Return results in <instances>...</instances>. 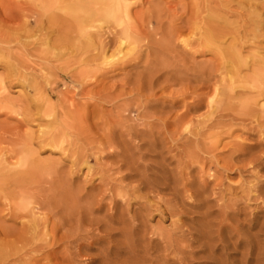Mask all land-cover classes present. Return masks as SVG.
Here are the masks:
<instances>
[{
    "label": "rangeland",
    "instance_id": "374dc122",
    "mask_svg": "<svg viewBox=\"0 0 264 264\" xmlns=\"http://www.w3.org/2000/svg\"><path fill=\"white\" fill-rule=\"evenodd\" d=\"M56 1L0 0V35L3 34L0 38L11 36L10 39L6 37L8 41L4 39L6 43L0 41L1 52L4 53L0 58V79L7 90L3 99H10L12 104L11 110L0 108V188L2 187L0 196L5 197V199L0 197V244L4 240L3 244L9 242L7 247L10 245L22 246V249L25 247L26 251L21 249L23 252L19 250L17 254L29 256L27 249L29 246L26 248L25 244L29 233L25 223L27 225V210L30 207L24 212L14 210L15 217L8 209L12 200L17 201L14 190L16 191L19 186L24 192H28L26 195L30 194L32 197L26 198L33 201V211L41 216H48L49 221L58 219L46 204L47 200L53 199L58 188L62 193L66 190L63 194L67 193L68 188H72L74 191L76 189V192L79 191V194L92 196L104 191L105 202L99 211L94 213V217L101 218L104 213L114 211L118 215L124 214L123 219L126 222L124 225L117 221L109 222L110 226L114 224L111 226L109 238L111 240L109 244L114 249L112 248L108 256L112 264H161V261L153 262L148 255L142 253L143 248L149 243L148 237L153 239L151 245L159 247L161 238L158 239L156 233L163 230L174 232L179 230L177 234L182 229L185 233L195 232L194 228H198L199 213L202 211L197 207H181L180 204L178 212L180 214L171 217L167 213L159 212L164 208L162 199L171 198L173 186L181 190L185 182H197L201 169L203 171L208 169L211 174L214 173V180L211 179L212 183L208 186L207 193L211 209H217L215 205L217 202L220 203L217 198L221 194L224 199L243 195L241 185L245 188L247 182L249 185L251 182V185L255 183L250 176L252 174H248L247 171L252 166L250 159L253 156H264V126H258L256 119L247 117L235 105L230 110L235 119L229 124L226 123L227 127L230 126L229 130L224 126L223 129H217L211 134L216 140L213 136L205 139L206 133L191 135L183 130L184 123L188 120L194 121L207 112L205 101L212 91L210 88L212 80H209V77L225 71L223 58L218 51L201 43V46H198L197 43L199 33L204 31L202 28L205 22L207 23L204 0H128L132 3L129 7L128 22L137 39L130 46L133 50L129 53L126 46L122 48V51L126 52L123 57L121 54L112 57V54H116L118 42L113 44L108 34L113 33L115 29L119 30L114 22L102 20L88 23L92 24L89 25L90 28L86 27L89 32H98L102 36L100 40L105 44L103 52L100 49L95 50L85 44L84 37L76 30L75 22L70 15L60 8H52L51 5ZM226 1L229 10L234 12V14L221 12L222 16L232 23L231 28H227L241 31L240 35L246 32L245 40L248 42L242 45L241 55L249 62H252L253 56L261 59L253 66L255 68L243 70L244 72H241L243 77L251 75L259 68H263L264 72V0H249L256 3L257 10L259 7L256 11L262 19L260 30L256 32L247 25L245 28L241 27V19L244 16L239 17L235 14L237 12L244 14L248 7L239 8L236 3L240 0ZM6 9L10 11L7 12ZM9 12H13L14 18L7 14ZM52 13L56 17L54 15L50 18L53 16L50 15ZM81 14L84 15V12ZM214 25L220 27L223 23L216 22ZM151 30L152 33H149ZM253 33L255 35L257 33V37H254ZM180 35L186 40L189 37L187 42H191L190 46L183 45L185 39ZM220 41L221 49L236 42L230 32ZM111 58L112 61L106 63ZM5 61H11L17 72L26 80L17 74L9 73ZM203 65L206 66L202 67ZM163 70L168 72L167 75ZM154 71H159L160 74L156 73L158 77L149 82L148 75L151 76L150 72ZM227 78H230L229 74ZM199 99V104L193 106ZM183 104H188L192 108ZM179 114L182 115L180 124L176 122V115ZM41 131L47 135L50 131L53 136L62 134L61 138L65 140L63 139L60 145L68 151L65 152L64 149L62 152V149L42 140ZM71 149L75 151H72L73 155ZM28 150L33 153L29 155ZM20 157L22 163L13 166L12 163L15 164ZM52 162L56 166L54 171L49 173L43 166ZM6 166L10 168L7 169ZM111 185L125 188L129 186L130 196L128 197L124 189L119 190L121 194L126 193V198L117 197L116 204H112L105 188ZM211 188L215 191L213 194ZM10 190L13 193L11 191L12 194L9 195ZM177 199L193 203L183 196V193L178 195ZM177 202L178 205L180 202ZM108 207L111 209H107ZM231 208L237 212L235 217L240 223L238 231L242 233V238L246 239L248 236L252 239L250 256H244L246 246L240 238L236 248H231L236 240L234 235L227 242L231 248L227 251L221 249L218 242L215 243L217 247L212 252L208 249L203 251V247L199 248L197 241L192 242L187 248H184L186 244L181 242L179 246L181 245L184 255L169 253L168 261L166 263L164 261L163 264H264L262 199L254 200L252 196L251 199L238 198L235 206ZM21 215L25 216L22 218L24 220L19 217ZM133 219L134 224L141 226L136 230L139 236L134 238V230L133 235L128 233L130 236L127 235V241L122 235V226L128 228ZM173 222L175 223L172 224ZM65 228H58L54 232V237L56 239L60 237V242L53 246L54 254L58 257L54 260L53 254H49L50 262L100 264L101 255L97 248L108 246L106 241H100L92 245L91 249L83 250V254L73 257L74 260L67 259L69 256L67 253L73 251L74 244L69 245L67 252V246L62 244L65 239L61 238L67 232V226ZM129 228L132 230V227ZM17 243L20 245H16ZM43 250L46 251V248ZM38 252L31 256H36V264H44L43 257L46 252L42 254ZM149 252L151 253V250ZM60 254H63L62 259ZM88 258H92L93 261H89Z\"/></svg>",
    "mask_w": 264,
    "mask_h": 264
},
{
    "label": "bare ground",
    "instance_id": "6f19581e",
    "mask_svg": "<svg viewBox=\"0 0 264 264\" xmlns=\"http://www.w3.org/2000/svg\"><path fill=\"white\" fill-rule=\"evenodd\" d=\"M204 1H205L204 7L206 10L205 11L206 12L205 17H206L207 23L205 22L204 28H202V31L203 30L204 31L199 33L200 35L197 39L198 40L197 43H199L198 46L203 45V46H206L208 48H211L213 50L218 51V53L223 58L225 71H221L219 74H217L215 76L211 75L209 77V80H212L210 82V84H211L210 88L212 91H211V94L207 96V99L205 101V107L207 108V112H206V114L204 113L205 114L204 116L197 118L194 121L188 120L186 123H184L183 130L187 131L188 134H191V135H195V134L203 135L204 133H206L207 138H205V139H210V137H212V136L215 139V136L211 135V134H213V132L216 131L217 129H221L224 126L227 127V124H229L230 121H233L235 119L231 113L232 111L230 112V110H232L233 106H235V105H237V107L240 108L241 112H243L245 115H247V117L249 116L252 119H256L258 126L263 127L264 126V72L262 71L263 68L262 69L259 68L258 70L254 71L251 75L249 74V76L247 75V76L243 77V75H242V73L244 72L243 70L249 69L250 67H253V66H256V64H258V62L261 59H259V57H257V56L256 57L253 56L255 60L253 59L252 62H249L246 60V57H243L241 55L242 51L240 49H241V47H243L242 45L244 43L248 42L247 40H245L246 39V32H243L240 35L241 31H238V30L234 31V30L228 29V28H231L230 26L232 25V23L230 21L228 22V20L225 19L221 14V12L225 13V14L228 12L234 14V12L229 10L228 1H226V0H204ZM105 4L106 5L108 4V5L104 8L103 5H105ZM131 4L132 3L128 2V0H57L56 2H53V4L51 6H52V8L53 7L54 8H60L66 14L70 15L75 22L76 30L79 32V34L82 37H84L85 44L87 46H92L95 50L100 49L101 52H103V49L105 50V48H104L105 44H103L102 41L100 40V38L102 36L98 32H95V31H94V33L89 32L88 28H86V27L90 25V24L88 25V23L95 22V21H102L103 20V22L104 21L114 22L116 24L115 26L119 27V30L115 29V31L113 33L108 34V37H109L110 41L113 42V44L118 42V45L116 48V54L115 53L112 54V57H116L117 54H121V57H123L126 52L124 53V51H122V48L126 46L128 48L127 52L129 53L130 51L133 50V47H130V46H132V44H134L136 39H137V37H135L133 35V32L130 28V23L128 22L130 19L129 7ZM202 4H201V6H202ZM96 5H97V8H96ZM188 5H189V3H188ZM236 5L239 8L244 7V6H247L249 8V9L247 8V11H245L244 14H242L243 12L235 13L239 17L244 16V18L241 19L242 23L240 24V26L245 28L247 25L248 27L251 28L252 31H254V32L259 31L260 30L259 26L262 23V19H261L260 14L257 12L259 10V7L257 10L256 9L257 8L256 3H251L249 0H245V1L240 0V1H237ZM192 6H190V7H192ZM43 7H45V5H43ZM8 10L9 9H6L7 12H8ZM193 10H191V11H193ZM82 12H84V15L81 14ZM7 14L11 15V18L14 15L13 12L12 13L9 12ZM50 15H53L52 17L50 16V18H53L55 14L52 13ZM14 16H13V18H14ZM55 17H56V15H55ZM157 17H159V16L157 15ZM154 19H155V17H154ZM202 19H203V17H202ZM61 21H63V20H61ZM155 21H156V19H155ZM216 22L223 23V26L219 27L217 25H214V23H216ZM211 23H213V25ZM90 26H89V28H90ZM93 28H94V26H93ZM152 31L153 30H151V32H149V33H152ZM155 31H156V29H155ZM229 32L233 34L234 40H236V42L232 43L231 45L227 46L224 49H221V46H219V44L221 42L220 40L223 38V36H225ZM234 32L236 33V35H234L235 34ZM153 33H155V32H153ZM166 34H167V32H166ZM2 35H0V36H2ZM170 35H172V33ZM257 35H258L257 33H256V35H255V33H253L254 37H257ZM154 36H156V35L154 34ZM163 36H162V39H163ZM6 37L8 39L11 38V36L9 37V35H6ZM149 37H150V34H149ZM166 37H168V35ZM181 37H183V36H181ZM5 38L1 37L0 41H4V43H6L8 40L6 38L7 41H5L4 40ZM188 38H187V40H188ZM181 40H183V39L181 38ZM187 40L186 39L183 40L184 46H188V45L190 46L191 42L190 41L187 42ZM200 43H201V45H200ZM81 45H83V44L81 43ZM78 47H80V46H78ZM1 50H2V48H0V58H2L3 54H4V53L2 54ZM7 54L9 55L8 51H7ZM102 57H104V56H102ZM104 59H105V57H104ZM112 59L113 58L109 59L108 62H106V63H110V61H112ZM10 62L5 61V64H6V67L9 71V73H12L13 75L17 74L18 77L20 76L22 79L26 80V78L23 75H20L17 72L15 65L10 63ZM161 62H163V61H161ZM184 63H186V62H184ZM204 66H206V65H203L202 67H204ZM165 68H167V67H165ZM253 68H255V67H253ZM151 69H154V68H151ZM251 71H252V69H251ZM154 72L153 73L150 72L151 76L148 75V77H150V78H148L149 82L158 77L156 75V73L158 75L160 74L159 71H157L155 73ZM166 72L163 70V73H166ZM193 72H192V74L195 75V73H193ZM167 73H166V75H167ZM211 73L213 74L212 71H211ZM240 73L242 76L240 75ZM178 74H180V73H178ZM228 74L230 75V78H227ZM7 76H8V74H7ZM164 79H166V78H164ZM1 80L2 79H0V96H1L0 97V100H1L0 101V108H5L7 110H11L12 104L10 102V99H5V98L3 99V97H5L7 94V90H6V87L3 85ZM28 85L30 86V84H28ZM199 102H200V99L197 100L195 102L196 104L194 103L193 106L199 104ZM183 105L190 106L188 104H183ZM190 107L192 108V106H190ZM159 111H161V110H159ZM181 118H182L181 114L176 115V122H178V124L181 123ZM175 124H177V123H175ZM228 127H230V126L228 125ZM227 128H226V130H227ZM228 130H229V128H228ZM50 131L48 133L49 135H47L46 132L41 131L42 133H40V135L41 136L43 135L41 139L47 141V143H49L52 146H55L57 148L62 149L61 151L63 152L64 149H66V148H63L60 145V143H62L61 141H63V139H64V138L63 139L61 138L62 134L53 136V135H51ZM54 132L55 131H53V133ZM45 141H44V143H46ZM207 143L209 144L211 142H207ZM67 151L68 150L66 149L65 152H67ZM72 151L75 152L74 150L71 149V152ZM73 152H72V155H73ZM28 153L30 155L33 152H31V150H28ZM78 153H80V152H78ZM71 157H73V156H71ZM199 158H200V156H199ZM23 160L25 161V159H23ZM75 160L79 161V159H75ZM24 161H23V163H24ZM249 162L252 166L247 171H248V174L249 173L252 174L250 176L253 177V180H255V183L251 185V183H252L251 182L249 185V183L247 182V184L249 186L247 185V186H245V188L244 187L242 188V185H241V191H242L243 195H239L238 197L236 196L237 195L236 194V195H234V196H236L235 198H227L228 199L227 200V199L223 198L222 194H221V196L219 195L217 198V201H220V203L217 202L216 205L213 204V205L217 206V209H214V210L211 209V207H212L210 205L211 203L208 202L209 200L207 198V193H208V188H209L208 186H211V183H212L211 179L213 178V180H214V176H213L214 173L211 174L208 169L206 171H203L201 169V171H202L201 175L198 173L200 175L198 177L199 180L197 182H193V181L185 182L184 185H182L183 187L181 190L177 189V186H173L171 188L172 189L171 198L162 199V201H163L162 203H164V208H162L163 212L162 211H159V212L160 213H167L169 216L173 217V216H176L177 214H180V213H178L180 210L179 209L180 204H181V207L188 206V207L200 208L202 211L199 213L200 215H199L198 228L197 229L194 228L195 232H190V231L187 232L186 231V233H185V231H182L183 230L182 228H177V229H182V230H180L181 231L180 233L178 232V234L176 232L179 230H176L175 232H174V230L173 231L172 230H163V232H161V233L160 232L156 233V234H158V236H156V234H155V236L158 239L161 238L159 241V243H161L159 245V247H157L155 245H151V243L153 242V239L148 237L147 242H149L150 244L148 243V245H146L143 248L142 253H144V255H148V257L151 259V261H153V262L161 261V264H163L164 261H165L164 263H166V261H168V254L169 253H170V255L171 254L176 255V254L183 253L182 252L183 250L181 249L182 248L181 245L179 246V243H181V242L185 243L186 245L185 244L184 245L186 247H184V248H187L191 245L192 242L197 241L199 248L203 247V251H204V249H208L209 252H212L214 250V248L217 247V245L215 243L218 242L221 246V249H224V250L226 249L225 251H227L230 248L229 244H227V242H229V240H231V238L234 235H236V236H234L236 238V240L233 243V247H231V248L235 249L236 248L235 246H237V244H239L240 241H242L243 244L246 246L245 252H243V253H245L244 256L245 257L250 256L249 254L251 252H249V250H251L252 239H250L248 236L246 237V239L242 238V236H241L242 233H240L238 231L240 223L237 220L238 218L236 219V217H235L237 212H234L236 210L233 211L232 210L233 208H231V207L235 206V202H236V200H238V198L239 199H242V198L251 199V196H252V198L254 197V200L262 199V203L264 205V156H261V155L253 156V158H251ZM21 163H22V158L20 157L19 160L15 164L14 163H12V164H13V166H19ZM12 164H10V165H12ZM71 164L73 166V163H71ZM74 164H77V163L74 162ZM25 165H26V163H25ZM54 166H56V164H54L53 162L52 163H46L45 167L43 166V168L46 171H48L49 173H51V171H54L53 170ZM8 168H10V167H7V169ZM259 171H262L263 173L258 174ZM55 172H56V169H55ZM63 179L65 180V178H63ZM58 183H60V182H58ZM65 183L66 182H64V184ZM18 186L19 185H17V187ZM69 186H70V184H69ZM21 187H22V185H21ZM60 187H61V185H60ZM64 187L66 188V186H64ZM1 188H0V190H1ZM15 188L16 187H14V189ZM79 188L80 187H78V189ZM105 188H107V197H108V199H110V202H112V204H116L117 197L125 199L126 193H127L128 197L130 196L128 194L129 186H128V188H125L124 186H120V185H114V186L111 185V186L105 187ZM105 188H104V190H105ZM6 189H4V190H6ZM59 189L60 188H58V191L57 190L55 191L56 193L53 192V193H55V196L57 197V199L55 196H53L52 200L50 199V200L46 201L47 206H49L50 210L52 211L51 213H53L55 215V217L58 218V219L54 218V220L57 219V221H49L48 216L47 217L41 216V215L35 213V211H33V206H32L33 201L29 200L32 197L30 196V194H28L29 196L26 195L28 192L27 193L24 192L23 189L20 188V186L18 189H16V191L14 190V194L16 196L15 198H17V201L12 200L11 204L8 205L9 206L8 207L9 212L11 211L14 213V210H22V212H24L30 207L29 210H27V217H26L27 225L25 223V226L27 228V232L29 233V237L27 239V243L29 245H27V243H25L26 248L29 246L27 248V249H29V252H28L29 256H28V254H27V256H26V254L21 256V254H23V253H21L20 255L17 254V252L19 250H20V252H23L25 247H23V249H22V246L21 247L14 246L13 245L14 243L13 244L11 243L13 246L10 245L9 247H7V243H9V242H7V243L5 242V244H3L4 243V240H3L2 244H0V264H36L35 263L37 261V258L35 259L36 256L32 257L31 255L33 253H35V255H36V252H38V251L41 252V254H42V252L43 253L46 252L45 256L43 257V259H45L44 264H56L54 262L53 263L50 262L51 257L49 256V254H53L54 260H56L58 257V256L56 257L54 254L53 246L58 241L60 242V237L59 238L57 237V239H56L54 237V232L57 231L58 228L66 229L65 226H67V232H66V234H63V236L61 237V238L65 239V241L62 242V244H63V246H67V250H66L67 252H68L69 245L72 243L74 244L73 245V251L69 252V254L67 253V255H69V256H67V259L69 258L72 260L73 257L79 256L80 254H83L82 253L83 250L91 249L92 245H94L100 241H106L108 246L102 247L101 249H100V247L97 248V251H99V253L101 255V257L99 258V261H100V264H112V262L108 256H109V253L114 249L109 244V243H111L110 242L111 240L109 239L111 236V230H112L111 226L114 224L112 223V225L110 226L109 222L117 221L123 225L126 224V222L124 221L125 219H123L124 214L119 213V215H118L117 213H115L113 211L110 213H104L101 218H99V216L98 217L96 216L97 218L94 217V213L99 211V209L102 207L103 203L105 202V196L103 195L105 192L103 190H102L103 192L99 191L97 195L92 196L90 194H88V195L87 194H83V195L79 194V191L76 192V189L74 191V189L72 190V188H68L67 193L63 194L66 192V190H63V193H62ZM122 189H124L126 193H122V194H121V192L119 193V190H122ZM132 189L133 188H131V192H132ZM7 191H5V192H7ZM11 191L12 190L9 191L10 193L7 192V194L8 193H9V195L12 194L13 191H12V193H11ZM210 191L212 194L215 192L213 190V188H211ZM181 193H183V196H186L188 199L192 200L193 203H190V202L188 203V202H185L183 200L179 201V199H177V196L180 195ZM11 196H13V195H11ZM0 197L5 199L4 196L3 197L0 196ZM26 197H28L29 199ZM46 198H48V197H46ZM177 201L180 202L178 205L176 204ZM37 202H35V203L37 204ZM41 204L43 205L44 203H41ZM38 206H40V205L38 204ZM117 206H118V204H117ZM107 209H111V208L108 207ZM156 210H158V208ZM105 211H106V209H105ZM108 211L109 210H107V212ZM57 214L59 216H56ZM14 217H15V213H14ZM19 217H21V219H22L25 216L21 215ZM141 219H142V217H141ZM22 220H24V219H22ZM133 222H134V219L131 221V223L129 222L130 223L129 226L132 227V230L129 228V226H128V228L125 226H122L123 229L121 228L122 229V235L125 236L126 240H127V235L130 236L128 233L133 235L134 230H135L134 238L139 236V232L136 231L139 225L137 226L136 224H134L135 222L134 223ZM3 223L4 222H2V224ZM174 223L175 222H173L172 224H174ZM262 225H264V223H262ZM140 227L141 226H139V228ZM259 230H261V227ZM8 231H9V227H8ZM100 233H101V235H100ZM3 234H9V232L8 233L5 232ZM27 236H28V234H27ZM243 236H245V235H243ZM179 237H180V239H179ZM239 238H240V241H239ZM15 241L19 242L17 240H15ZM238 241H239V243H238ZM0 243H1V241H0ZM20 243H21V241H20ZM183 243H182V245H183ZM16 245H20V244L17 243ZM247 246L250 248H248ZM47 247H50V248L47 249ZM43 248H46V251L43 250ZM40 249L43 251H41ZM61 250H63V249H61ZM149 250H151V253L149 252ZM25 251H26V249H25ZM66 251H65V253H66ZM39 252H38V254H39ZM191 252L192 251L190 250V254H191ZM62 255L63 254H60L61 259L63 257ZM183 255H184V253H183ZM174 257H176V256H174ZM88 260L93 261L92 258H88ZM38 264H41V263H38Z\"/></svg>",
    "mask_w": 264,
    "mask_h": 264
}]
</instances>
